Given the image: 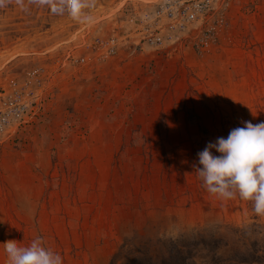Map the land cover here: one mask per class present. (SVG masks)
<instances>
[{
	"label": "rangeland",
	"instance_id": "374dc122",
	"mask_svg": "<svg viewBox=\"0 0 264 264\" xmlns=\"http://www.w3.org/2000/svg\"><path fill=\"white\" fill-rule=\"evenodd\" d=\"M163 1L87 0L77 20L60 0H0V264L38 236L63 264H125L134 230L264 224L196 171L209 142L264 121V0H213L151 44Z\"/></svg>",
	"mask_w": 264,
	"mask_h": 264
},
{
	"label": "clouds",
	"instance_id": "9594fccd",
	"mask_svg": "<svg viewBox=\"0 0 264 264\" xmlns=\"http://www.w3.org/2000/svg\"><path fill=\"white\" fill-rule=\"evenodd\" d=\"M87 0H60L53 11L67 10L73 18H85L82 9L90 7ZM244 127L233 128L227 138L219 137L198 153L199 177L208 192L230 199L240 198L254 202L257 214L264 215V121L253 124L244 121ZM215 149L220 155H214ZM10 264H63L61 255L49 248L42 237L30 245L19 247L14 242L4 243Z\"/></svg>",
	"mask_w": 264,
	"mask_h": 264
},
{
	"label": "trees",
	"instance_id": "16d2710c",
	"mask_svg": "<svg viewBox=\"0 0 264 264\" xmlns=\"http://www.w3.org/2000/svg\"><path fill=\"white\" fill-rule=\"evenodd\" d=\"M191 240L131 233L113 258L125 254V264H264V224H226ZM114 264V263H112Z\"/></svg>",
	"mask_w": 264,
	"mask_h": 264
},
{
	"label": "built area",
	"instance_id": "2783aa9c",
	"mask_svg": "<svg viewBox=\"0 0 264 264\" xmlns=\"http://www.w3.org/2000/svg\"><path fill=\"white\" fill-rule=\"evenodd\" d=\"M213 0H165L156 10V16L165 22V27L160 26L159 30L144 28L142 37L151 44L162 43L165 36H174L175 32H186L190 24L204 18L211 9ZM208 32H203L201 37L202 45H208ZM115 46L108 48L106 53L115 52ZM6 117L0 119V127Z\"/></svg>",
	"mask_w": 264,
	"mask_h": 264
}]
</instances>
